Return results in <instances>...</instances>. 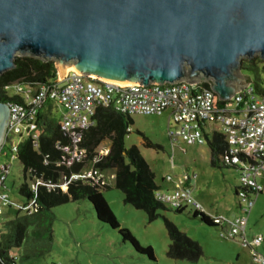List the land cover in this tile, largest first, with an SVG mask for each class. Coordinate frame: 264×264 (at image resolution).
<instances>
[{
  "label": "water",
  "instance_id": "95a60500",
  "mask_svg": "<svg viewBox=\"0 0 264 264\" xmlns=\"http://www.w3.org/2000/svg\"><path fill=\"white\" fill-rule=\"evenodd\" d=\"M264 59V0H0V76L19 57L142 85L208 83L220 101ZM10 103L0 101V149Z\"/></svg>",
  "mask_w": 264,
  "mask_h": 264
},
{
  "label": "built area",
  "instance_id": "2783aa9c",
  "mask_svg": "<svg viewBox=\"0 0 264 264\" xmlns=\"http://www.w3.org/2000/svg\"><path fill=\"white\" fill-rule=\"evenodd\" d=\"M12 84H15L17 95L21 97L22 102L10 103L6 142H10L16 135L22 140L25 135L26 139L31 140L33 148L38 150L39 116L42 109L50 103L52 107L59 106L63 110L58 123L63 137L67 139V142L61 139L55 142V147L64 155L63 160L57 164L68 168L75 164L83 165L80 171L69 176L64 175L58 183L41 179L32 181L30 189L34 197L26 205L18 206V209L27 214L32 212L39 186H45L47 189L61 188L65 191L72 182H101L105 171L95 168L94 165L108 154L107 150L103 156L96 154L92 159H88L86 148L80 145L84 131L96 125L98 109L110 108L129 117L168 113V137L173 145L179 141L187 146L208 145L215 134L224 136L227 148L222 159L240 174L235 193L242 216L229 221L206 213L192 196L191 187L186 185L189 177L175 183L172 177L168 176L166 181L174 183V192L170 194L160 188L155 193L156 200L175 210L190 205L193 213L207 216L210 222L220 229L221 237H238L243 246L251 249L254 258H258L254 248L261 243L262 237L257 236L249 241L246 236V224L254 202L253 197L264 192V93L257 92L254 84H249L226 101H220L210 88L203 87V83L120 84L76 70L68 71L62 78L57 74L56 78L44 84ZM20 142L14 145L15 152ZM44 163L47 164L48 161L45 160ZM2 170L7 172L6 167ZM4 173L0 175V226L4 209L11 206L8 195L3 191Z\"/></svg>",
  "mask_w": 264,
  "mask_h": 264
},
{
  "label": "rangeland",
  "instance_id": "374dc122",
  "mask_svg": "<svg viewBox=\"0 0 264 264\" xmlns=\"http://www.w3.org/2000/svg\"><path fill=\"white\" fill-rule=\"evenodd\" d=\"M251 63L252 69L244 70L243 66ZM241 73L248 77L252 84L256 77L264 87V59L258 55L252 59L242 58ZM7 96L17 95L15 84L6 88ZM52 107V104H50ZM62 108L53 106L51 117L60 121ZM129 134L125 138V146H136L155 174V182L163 192H174L173 185L179 180L189 177L188 186L192 196L202 205L206 213L217 215L234 221L242 216L239 209L235 188L239 184V172L230 167H212L211 151L207 144L187 146L181 141L173 145L168 137L169 114L131 117ZM22 136V140H26ZM146 139L160 148H149ZM18 135L5 142L0 149V175L3 167L5 188L11 206L3 211V218L14 214L18 206L28 201L19 193L25 182L23 167L13 149L20 141ZM110 149V142L103 141L96 149V154L103 156ZM114 169L106 170L99 184L111 185L102 194L121 228H125L143 246H151L155 261L137 253L130 243L124 242L118 231L100 222L94 208L87 200L71 202L52 209L55 217L53 223V242L51 250L45 256L28 261L20 260L19 249H14L18 264H264V192L253 197V205L248 215L246 236L249 241L261 236V243L254 248L258 258L255 259L251 249L243 246L237 237L227 239L220 236V229L210 226L193 217V208L186 205L180 213L169 205L158 211L159 217L149 222L146 214L133 206L124 203L123 193L114 187ZM170 176L173 182H167ZM31 184L32 181H29ZM24 212V211H22ZM174 224L178 231L197 242L203 255L197 262L175 260L167 256L166 251L171 243L165 221Z\"/></svg>",
  "mask_w": 264,
  "mask_h": 264
},
{
  "label": "trees",
  "instance_id": "16d2710c",
  "mask_svg": "<svg viewBox=\"0 0 264 264\" xmlns=\"http://www.w3.org/2000/svg\"><path fill=\"white\" fill-rule=\"evenodd\" d=\"M16 67L0 76V101L7 103H21L18 95L8 97L6 87L12 83L39 85L57 77V69L53 61L45 62L38 58L19 57L15 61ZM254 67L248 63L243 66L244 70ZM254 86L259 93H264L263 83L256 77ZM203 87L210 88L208 83ZM40 118V139L39 149L33 148L30 139L20 142L17 147L16 157L23 167L25 182L20 186L19 193L27 201H30L34 194L31 192L29 181L41 179L58 183L66 175L78 172L82 164H75L72 167L58 165L63 160V153L55 147L59 139L67 142L59 129V123L43 114ZM96 125L84 131L81 146L86 148L88 159L96 155V149L100 144L108 140L110 149L104 158L97 162L95 168L106 171L114 169V187L124 195V203L143 211L149 222L159 217L158 211L166 209L164 204L155 198L156 191L160 186L155 182V174L148 163L140 154L136 146L127 148L125 138L130 133L128 128L133 124L129 116L113 111L110 108H100L96 115ZM146 146L149 148H160L146 139ZM211 151L212 167H230L222 159L226 151L224 136L215 134L209 141ZM48 163L45 164L44 161ZM110 185L84 183L81 181L72 182L67 189H47L39 186L36 194V204L30 214L18 209L14 214L4 217L0 226V264H18L14 249L21 250L20 260L28 261L45 256L50 252L53 242V223L55 217L52 209L71 202L87 200L94 208L97 219L118 231L124 242H128L134 250L155 261L154 251L151 246H141L129 230L121 228L114 217L109 204L105 200L102 191L109 190ZM184 209L177 210L178 213ZM193 217L210 226H214L209 218L203 214L193 213ZM167 232L171 243L166 254L175 260H187L197 262L203 255L201 246L178 231L177 227L169 221H165Z\"/></svg>",
  "mask_w": 264,
  "mask_h": 264
},
{
  "label": "crops",
  "instance_id": "0c3cea01",
  "mask_svg": "<svg viewBox=\"0 0 264 264\" xmlns=\"http://www.w3.org/2000/svg\"><path fill=\"white\" fill-rule=\"evenodd\" d=\"M41 114L51 117V105L48 103L41 111ZM111 186V185H110ZM161 187V186H160Z\"/></svg>",
  "mask_w": 264,
  "mask_h": 264
},
{
  "label": "bare ground",
  "instance_id": "6f19581e",
  "mask_svg": "<svg viewBox=\"0 0 264 264\" xmlns=\"http://www.w3.org/2000/svg\"><path fill=\"white\" fill-rule=\"evenodd\" d=\"M70 70H75L74 66H72V65L71 66H68L67 67V72L70 71ZM118 83H120V84H128L130 82H118Z\"/></svg>",
  "mask_w": 264,
  "mask_h": 264
}]
</instances>
